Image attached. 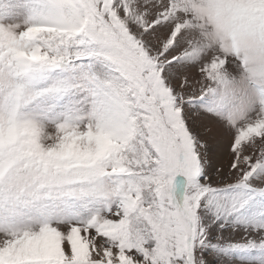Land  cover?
Returning a JSON list of instances; mask_svg holds the SVG:
<instances>
[{
    "label": "snow or ice",
    "instance_id": "snow-or-ice-1",
    "mask_svg": "<svg viewBox=\"0 0 264 264\" xmlns=\"http://www.w3.org/2000/svg\"><path fill=\"white\" fill-rule=\"evenodd\" d=\"M0 264H264V0H0Z\"/></svg>",
    "mask_w": 264,
    "mask_h": 264
}]
</instances>
